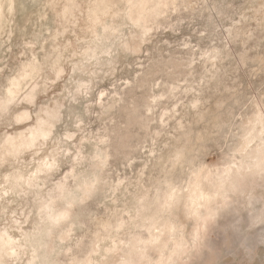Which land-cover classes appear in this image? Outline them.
Returning <instances> with one entry per match:
<instances>
[{"label": "rangeland", "instance_id": "1", "mask_svg": "<svg viewBox=\"0 0 264 264\" xmlns=\"http://www.w3.org/2000/svg\"><path fill=\"white\" fill-rule=\"evenodd\" d=\"M0 264H264V0H0Z\"/></svg>", "mask_w": 264, "mask_h": 264}]
</instances>
